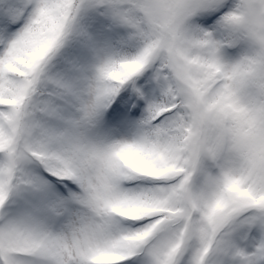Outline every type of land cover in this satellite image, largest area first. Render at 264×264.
Returning <instances> with one entry per match:
<instances>
[{
    "label": "snow or ice",
    "instance_id": "1",
    "mask_svg": "<svg viewBox=\"0 0 264 264\" xmlns=\"http://www.w3.org/2000/svg\"><path fill=\"white\" fill-rule=\"evenodd\" d=\"M0 264H264V0H0Z\"/></svg>",
    "mask_w": 264,
    "mask_h": 264
}]
</instances>
